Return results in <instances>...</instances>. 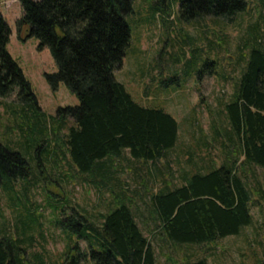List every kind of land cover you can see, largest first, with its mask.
Wrapping results in <instances>:
<instances>
[{
    "label": "trees",
    "instance_id": "16d2710c",
    "mask_svg": "<svg viewBox=\"0 0 264 264\" xmlns=\"http://www.w3.org/2000/svg\"><path fill=\"white\" fill-rule=\"evenodd\" d=\"M18 1L23 7L18 21L19 39L35 36L40 50L49 48L58 70L46 74L48 82L55 89L65 83L79 98L77 106L58 109L61 118L74 121L63 133L64 138H60L61 123L50 126L57 144L66 146L78 171L105 178L108 162H115V157L127 151L142 165H154L162 178L158 190L141 192L148 197L145 220L154 225L151 237L140 227L127 189L113 191V204L101 214V223L90 219L84 209L70 207L69 201L57 207L62 213L57 225L67 234L66 257L71 264H158L154 245L158 238L178 245H205L239 234L252 224L255 191L249 185L246 166L264 168L263 34L255 31L244 40L245 47L241 48L247 49L243 54L246 64L224 108L229 127H215V136L224 140L223 161L216 165L211 157L208 165L182 171L180 183L176 184L164 178L159 162L167 159L178 144L179 121L165 108L136 101L115 76L131 41L126 16L133 10L132 0ZM247 8V0L180 3L181 14L187 20L203 15L232 16ZM11 35L12 30L0 13V97L16 93L26 105L41 110L30 80L8 49ZM18 118L21 131L30 136V149L40 151L51 145L45 137L49 127L43 117L20 114ZM40 138L42 148L35 145ZM30 149L25 155L0 142V187L11 179L28 176ZM165 167L170 168V164ZM171 176L173 179V171ZM96 181L102 186L105 180ZM256 191L264 199V188L260 186ZM10 198L15 203V198ZM68 207L72 211L64 216ZM21 223L15 224L16 236L0 234V264H47L42 252L26 251L23 245L32 243L33 226ZM176 264L211 263L202 256Z\"/></svg>",
    "mask_w": 264,
    "mask_h": 264
},
{
    "label": "rangeland",
    "instance_id": "374dc122",
    "mask_svg": "<svg viewBox=\"0 0 264 264\" xmlns=\"http://www.w3.org/2000/svg\"><path fill=\"white\" fill-rule=\"evenodd\" d=\"M247 1V10L232 16L203 15L187 20L180 11L181 0H132L133 10L126 16L132 31L131 41L115 76L136 101L145 106L165 108L179 121L178 144L167 159L159 162L164 178L176 184L180 183L182 171L208 165L211 157L216 165L224 159V140L215 136V127L224 130L229 127L224 108L246 64L243 54L247 49L241 48L245 47L244 40L255 31L264 35L263 0ZM0 13L12 30L8 49L30 80L41 107L39 110L26 105L16 93L0 97V142L26 155L31 140L19 127L20 114L43 117L49 127L45 137L51 140L49 147L44 142L46 148H42L43 139L40 138L35 145L42 149H30L27 177L11 179L0 187V234L16 236L15 224L31 225L33 238L30 245H23L26 251L42 252L47 264H66L70 261L66 257L68 237L57 225V219L62 217L57 207L69 201L70 207L84 209L86 213H83L90 219L101 223V214L113 204V191L127 189L137 221L151 237L154 225L150 219L149 224L145 220L148 197L141 192L161 187L158 169L151 164L142 165L125 151L115 157L114 164L108 162L109 166L104 168L105 178L79 172L66 146L57 144L50 128L61 123L60 138H64L63 133L74 121L61 118L58 109L77 106L79 98L65 83L55 89L48 82L46 74L58 70L49 48L40 50L35 36L25 41L19 39L21 2L0 0ZM167 163L170 168L165 167ZM246 169L249 185L255 191L252 224L239 234L205 245H178L158 238L154 241L158 264H176L202 256L211 264L264 263V199L256 194L260 186L264 188V168L247 165ZM97 178L105 180L102 186ZM10 196L15 198V203ZM70 207L64 216L72 211ZM80 243L84 247V243Z\"/></svg>",
    "mask_w": 264,
    "mask_h": 264
},
{
    "label": "water",
    "instance_id": "95a60500",
    "mask_svg": "<svg viewBox=\"0 0 264 264\" xmlns=\"http://www.w3.org/2000/svg\"><path fill=\"white\" fill-rule=\"evenodd\" d=\"M66 264H71V261H68Z\"/></svg>",
    "mask_w": 264,
    "mask_h": 264
}]
</instances>
